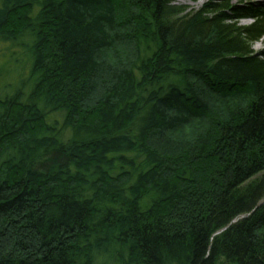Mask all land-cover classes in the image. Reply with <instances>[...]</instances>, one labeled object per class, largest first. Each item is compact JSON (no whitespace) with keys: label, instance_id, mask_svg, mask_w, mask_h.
I'll return each instance as SVG.
<instances>
[{"label":"trees","instance_id":"16d2710c","mask_svg":"<svg viewBox=\"0 0 264 264\" xmlns=\"http://www.w3.org/2000/svg\"><path fill=\"white\" fill-rule=\"evenodd\" d=\"M175 1L0 0V264H264V5Z\"/></svg>","mask_w":264,"mask_h":264},{"label":"rangeland","instance_id":"374dc122","mask_svg":"<svg viewBox=\"0 0 264 264\" xmlns=\"http://www.w3.org/2000/svg\"><path fill=\"white\" fill-rule=\"evenodd\" d=\"M210 0H199L198 2H193L191 0H176L175 4L178 6L184 8V10L190 11L191 9H196L202 5H204L206 2ZM212 1V0H211ZM241 0H230L232 4L239 3ZM252 3L259 4V5H264V0H250ZM252 21L250 19H242L238 21L239 24L241 25H247L250 24ZM252 49L254 50L255 54L258 56H262L264 58V37L261 38L259 41H256L252 44ZM5 60L0 62V65H4ZM21 67L16 66V67H10V66H3L4 73L3 77L0 75V84L1 86H4V84L11 83V84H16L15 82L19 81V75L16 73V71H20ZM16 73V74H15Z\"/></svg>","mask_w":264,"mask_h":264},{"label":"bare ground","instance_id":"6f19581e","mask_svg":"<svg viewBox=\"0 0 264 264\" xmlns=\"http://www.w3.org/2000/svg\"><path fill=\"white\" fill-rule=\"evenodd\" d=\"M224 230L225 229H220V230L216 231L212 236L214 237V236H216L218 234H221L222 232H224Z\"/></svg>","mask_w":264,"mask_h":264}]
</instances>
